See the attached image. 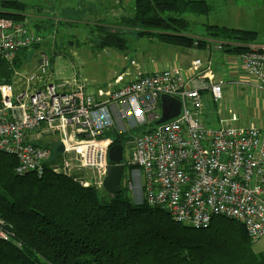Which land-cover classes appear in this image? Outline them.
<instances>
[{
  "label": "built area",
  "instance_id": "built-area-1",
  "mask_svg": "<svg viewBox=\"0 0 264 264\" xmlns=\"http://www.w3.org/2000/svg\"><path fill=\"white\" fill-rule=\"evenodd\" d=\"M42 42L43 36L24 22L0 17V59L11 64L19 52ZM39 59L34 71H18L12 83H0V152L17 159L18 176L41 177L51 170L104 188L114 146L105 134L145 125V132L126 142L134 148L124 162L132 173L125 187L141 203L196 230L222 217L243 224L253 241L264 236V130L203 125L204 91L215 103L224 93L223 83L206 82L213 78L210 65L195 60L188 70L192 78L179 67L124 74L95 91L75 77L54 80L48 54L42 52ZM240 60L264 88V48L253 47ZM162 95L179 99L182 110L176 119L157 125ZM237 119L234 114L233 122ZM11 238L0 217V241Z\"/></svg>",
  "mask_w": 264,
  "mask_h": 264
},
{
  "label": "trees",
  "instance_id": "trees-1",
  "mask_svg": "<svg viewBox=\"0 0 264 264\" xmlns=\"http://www.w3.org/2000/svg\"><path fill=\"white\" fill-rule=\"evenodd\" d=\"M117 1L120 5L124 2ZM43 3L0 0V17L24 22L41 36L59 24L89 28L88 36L94 38L92 43L98 49L125 52L127 32L193 47L197 40L179 28L188 25L183 16H207L210 12L205 0H132L126 14L115 5L102 19L97 16V21L93 20L96 16L82 20L83 14H79L72 24L67 19L57 24V12L53 11L61 5L56 2L48 13ZM210 35L221 39L225 51L239 55L249 52L256 39L240 30L216 29ZM198 41L199 46L207 44ZM32 48L38 45L19 52L11 64L0 59V83L13 82ZM105 135L112 137L113 145L125 146L131 140L115 131ZM17 165L14 156L0 152V217L12 235L11 241H0V264H264L253 250L255 241L239 222L217 217L209 228L196 230L172 220L164 210L134 202L122 185L120 194L105 187L103 193L96 186H85L76 176L51 170L41 177L18 176Z\"/></svg>",
  "mask_w": 264,
  "mask_h": 264
},
{
  "label": "rangeland",
  "instance_id": "rangeland-1",
  "mask_svg": "<svg viewBox=\"0 0 264 264\" xmlns=\"http://www.w3.org/2000/svg\"><path fill=\"white\" fill-rule=\"evenodd\" d=\"M41 1V0H40ZM45 1V3H43ZM66 0H42V7L45 12L50 13L52 6L56 2H65ZM70 1V3H69ZM68 4H73L74 9H88L87 0H69ZM117 1V0H116ZM115 0H109L108 10H114L115 5L119 6V12H124L129 9L130 1L124 0L121 5ZM210 6V12L207 16H196L186 14L183 16L188 21V25L179 26L186 33L194 35L207 36L221 41V39L210 35L216 29L223 31L240 30L249 32L255 35V43H264V0H205ZM58 8V6H57ZM48 9V11H47ZM89 12V11H88ZM115 12V11H114ZM87 14V11H84ZM117 17L114 14L113 17ZM113 17H109L112 20ZM84 18V17H82ZM30 27V25H27ZM215 26V27H214ZM218 27V28H216ZM89 28L85 30L62 28L59 32L51 29L43 35V42L38 45L37 49L28 50V60L24 61V66L21 70L32 72L37 68L41 52L44 50L48 54L52 62L50 75L55 78L57 75L67 79L75 77L97 91L100 88L107 89L113 81V75L121 69L122 63L128 68L132 67V61L139 62L142 53L151 51V39L139 38L130 35L127 32V51L118 50H103L98 49L92 41L94 38H89ZM57 33V34H56ZM67 33V34H66ZM92 39V40H91ZM223 39V38H222ZM91 41V42H90ZM120 56V62H116L115 56ZM134 66V65H133ZM16 71V72H18ZM15 72V73H16ZM60 74V75H59ZM55 75V76H54ZM66 77V78H65ZM59 80V78H57ZM14 81V79H13ZM21 82L20 80H16ZM231 85L223 86V98L219 103L213 101L212 95L208 94V101L204 105L201 113L213 116L212 121H207L204 115H201V122L204 126L210 129H220L226 125H235L238 127H249L256 125L264 130V88L254 90L251 93L246 92L243 96L237 91H229ZM205 102V100H204ZM161 106V104H160ZM238 117L237 122H233V115ZM128 128V127H127ZM146 129L145 125L138 129H126L127 137L136 136L141 130ZM134 146L125 143L124 146V162L127 163L132 157ZM132 179V173L128 167L125 169L122 186L125 187V182ZM126 188V187H125ZM102 192L105 193V189ZM108 193V192H107ZM130 198L136 203H141L136 193L128 189ZM136 195V196H135ZM253 250L260 255L264 260V236L253 242Z\"/></svg>",
  "mask_w": 264,
  "mask_h": 264
},
{
  "label": "crops",
  "instance_id": "crops-1",
  "mask_svg": "<svg viewBox=\"0 0 264 264\" xmlns=\"http://www.w3.org/2000/svg\"><path fill=\"white\" fill-rule=\"evenodd\" d=\"M69 1V0H68ZM61 6L54 8L53 12L57 16V24L58 22L62 21L63 19H67L71 21L70 23H74L75 20L79 17V14H83L82 20L93 19L95 16L94 21L98 20L99 18L105 17L108 8V0H87L88 9H74L73 4H68L66 2H58ZM70 3V1H69ZM131 4V1L130 3ZM84 11H87V14H91L87 17ZM89 11V12H88ZM67 12V14H66ZM93 13V14H92ZM88 14V15H89ZM99 14V15H97ZM42 16H39V18ZM61 25L57 26L56 30L59 32V29H66L75 27L67 26V27H60ZM77 29V28H76ZM82 30V29H81ZM83 31V30H82ZM67 34V33H66ZM186 36L193 38L195 40H203L207 42V44L203 46H193L190 48L186 47H178L174 45H170L167 43L160 42L158 39H151V51L149 53H142L143 55L140 58L139 62L132 61V67L128 68L126 64L122 63V67L113 75V81L120 75H127V74H135L137 73H154L161 71L163 69L179 67L185 71L186 77L192 78V74L189 73V68H191L193 62L195 60L202 59L212 68L213 78L212 80L207 79L206 82L209 84L210 82H217L223 83V86L231 85L229 91H237L241 96H243L246 92L251 93L254 90H259L262 86L259 85L254 79L247 74L244 70L242 62L240 60L241 54H235L225 51L224 49L220 50L219 45L222 44L220 41H216L215 39L207 36L201 35H194L191 33H185ZM250 48H264V43H254L253 45L249 46ZM42 52H45L44 50ZM41 52V53H42ZM120 56L116 55L115 60L116 62H120ZM134 65V66H133ZM60 75V74H59ZM55 76V75H54ZM53 78V76H52ZM65 80L63 77L55 76L54 80ZM66 78V77H65ZM68 77L67 79H70ZM127 79V78H126ZM193 83V81H192ZM112 85V83H111ZM193 86V84H192ZM191 86V87H192ZM211 94L209 90L204 91V98L205 103L208 101L206 96ZM206 105V104H205ZM204 115V118L207 121H212L214 118L213 116H209V114L201 113ZM201 117V116H200Z\"/></svg>",
  "mask_w": 264,
  "mask_h": 264
},
{
  "label": "water",
  "instance_id": "water-1",
  "mask_svg": "<svg viewBox=\"0 0 264 264\" xmlns=\"http://www.w3.org/2000/svg\"><path fill=\"white\" fill-rule=\"evenodd\" d=\"M162 117L156 122L157 125H162L173 119H176L181 114L182 102L174 97L162 95L161 97ZM63 150L62 146L57 148L60 152ZM110 166L108 168L107 178L104 186L107 191L112 194H120L122 192V180L125 173L124 165V146L114 145L109 152Z\"/></svg>",
  "mask_w": 264,
  "mask_h": 264
}]
</instances>
